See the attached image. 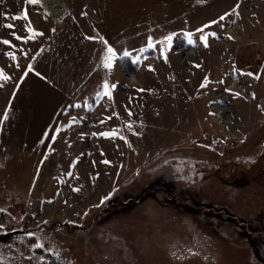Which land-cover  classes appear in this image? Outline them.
<instances>
[{
  "label": "rangeland",
  "instance_id": "rangeland-1",
  "mask_svg": "<svg viewBox=\"0 0 264 264\" xmlns=\"http://www.w3.org/2000/svg\"><path fill=\"white\" fill-rule=\"evenodd\" d=\"M57 2L0 0V264H264L258 187L215 171L264 134V0Z\"/></svg>",
  "mask_w": 264,
  "mask_h": 264
},
{
  "label": "flooded vegetation",
  "instance_id": "flooded-vegetation-1",
  "mask_svg": "<svg viewBox=\"0 0 264 264\" xmlns=\"http://www.w3.org/2000/svg\"><path fill=\"white\" fill-rule=\"evenodd\" d=\"M258 128V127H257ZM257 128L255 130V135L257 132ZM259 140H257V147L256 152L251 157H245L239 156L238 148L236 149L234 146H232V153L234 156L230 159L224 158V153L222 152L220 157L219 164L215 167V171L218 175V178L222 181V183L227 182L223 180L222 173L229 174V180L227 183H232L233 185L239 186L244 185L242 178H248L249 180H252L253 183L258 187V191L254 195H259L262 201V205L264 206V134L259 136ZM252 141H248L247 138H242L240 143L242 146L251 143ZM224 148H227L226 143ZM186 162V161H185ZM191 166V165H190ZM244 176L242 177L240 174L242 173ZM255 193V192H253ZM252 236V235H251Z\"/></svg>",
  "mask_w": 264,
  "mask_h": 264
},
{
  "label": "snow or ice",
  "instance_id": "snow-or-ice-1",
  "mask_svg": "<svg viewBox=\"0 0 264 264\" xmlns=\"http://www.w3.org/2000/svg\"><path fill=\"white\" fill-rule=\"evenodd\" d=\"M25 2H26V4L34 5V4H37V3L39 2V0H25ZM238 8H239V4H237V5L233 8V14H238V11H237ZM82 15H87V13H82ZM225 15H228V14L226 13ZM11 18H12L13 20H17V19H21V18L27 19V9H25L24 12H23L22 14L17 15V16H13V17H11ZM224 18H225L224 16H221V17H220V20L222 21V20H224ZM212 23H216V21H212ZM3 26H4V27H7V28H9V29H11V28L14 27V25H12V24H6V25H3ZM204 27H207V25H205ZM25 30H26V31H29V32H35V30L31 28V22H30V21H29L28 25L25 26ZM53 31H55V30L53 29ZM197 31H201V32H202L203 29H197ZM13 35L16 36V33L13 32ZM35 35H43V33H35ZM189 35H190V34H189ZM213 35H214V34H213ZM16 38H17V39H24V38L21 37V36H16ZM33 38H35L34 35H30V36L28 37V39H33ZM232 38H233V37H229V39H232ZM89 39H92V37H89ZM101 39H102V38H101ZM165 39L170 43L172 37H171V35H170V36L166 37ZM202 39H204L205 42H206L207 37H206V36H203ZM0 43H3L4 45H10L11 42H10L9 40L4 39V40H0ZM105 43H106V42H105ZM206 46H207V44H206ZM12 47H15V46L12 45ZM149 47H152V45L149 44ZM6 55H8L9 57H11L13 60H15V55H14L12 52H8V53H6ZM123 55H124L125 57H127V56L130 55V53H128V52H124ZM106 56H107V61L104 63V67H106V68H108V69H111V68L113 67V63H112V61L116 59V54H115V51H114L110 46L107 47V49H106ZM136 59L138 60L139 58L137 57ZM17 66H19V65H17ZM32 70H33V69H32V65L29 64V65H28V68H27V70H26V72H25V75H27V72H28V71H32ZM37 75H39V73H37ZM247 75H253V74H252V73H247ZM256 78L258 79L259 77L257 76ZM8 79H10V77H8L7 75H5V74L3 73V69H0V81H7ZM2 86H3V85L0 84V87H2ZM201 86L204 87V86H206V85L202 84ZM102 87H103V89H104V94H105L106 96H108L109 99H111V98H112V97H111V90H110V88H109V84H108V82L105 81ZM115 87H116V85H114V84L111 85V89H114ZM226 90H227V89H226ZM141 91H143V90H141ZM228 91H230V90H228ZM235 95L238 96V95H240V94H239V93H235ZM252 95H253V98H255V93H253ZM128 114L131 115V112L129 111ZM116 115H118V114H116ZM7 118H8V113H7V111H6L5 114H4L3 119L6 120ZM108 119H111V117H109ZM46 135H47V134H46ZM100 135H105V136H107V135H109V133H101ZM111 135H116V133H112ZM53 139H54V137H53ZM104 163H109V162H108V161H104ZM74 190H75V191H78L79 189H74ZM111 195H112V194L110 193L109 196L104 197L103 200H102V203H103L104 200L109 199ZM0 211H2V210H0ZM28 235H32V234H31V233H28ZM37 247H42V246L37 245Z\"/></svg>",
  "mask_w": 264,
  "mask_h": 264
},
{
  "label": "crops",
  "instance_id": "crops-1",
  "mask_svg": "<svg viewBox=\"0 0 264 264\" xmlns=\"http://www.w3.org/2000/svg\"><path fill=\"white\" fill-rule=\"evenodd\" d=\"M235 36V35H234ZM262 36L261 41H264V24L262 25V33L260 34ZM260 41V42H261ZM226 51V50H225ZM252 52V51H251ZM250 53L248 50H241L238 45H235L234 47L230 48L228 51V55L226 56V63L227 67H236L238 64L240 65V58L248 56ZM253 60L256 57H259L261 61L264 60V48H261L260 45L256 46L253 50Z\"/></svg>",
  "mask_w": 264,
  "mask_h": 264
},
{
  "label": "built area",
  "instance_id": "built-area-1",
  "mask_svg": "<svg viewBox=\"0 0 264 264\" xmlns=\"http://www.w3.org/2000/svg\"><path fill=\"white\" fill-rule=\"evenodd\" d=\"M202 145L208 149H214L216 152H219L225 145V140L220 137L209 135L202 138Z\"/></svg>",
  "mask_w": 264,
  "mask_h": 264
},
{
  "label": "trees",
  "instance_id": "trees-1",
  "mask_svg": "<svg viewBox=\"0 0 264 264\" xmlns=\"http://www.w3.org/2000/svg\"><path fill=\"white\" fill-rule=\"evenodd\" d=\"M47 255H50V254H47ZM48 259H53L51 262L52 264H61V262L57 258H53L52 256H48Z\"/></svg>",
  "mask_w": 264,
  "mask_h": 264
},
{
  "label": "bare ground",
  "instance_id": "bare-ground-1",
  "mask_svg": "<svg viewBox=\"0 0 264 264\" xmlns=\"http://www.w3.org/2000/svg\"><path fill=\"white\" fill-rule=\"evenodd\" d=\"M51 1L53 2L55 9L60 10V5L58 4L57 0H51Z\"/></svg>",
  "mask_w": 264,
  "mask_h": 264
}]
</instances>
